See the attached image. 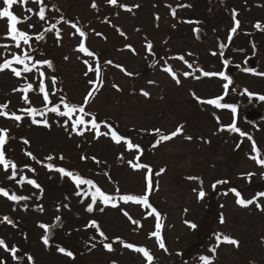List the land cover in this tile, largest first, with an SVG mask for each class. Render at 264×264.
<instances>
[{
    "label": "rangeland",
    "instance_id": "rangeland-1",
    "mask_svg": "<svg viewBox=\"0 0 264 264\" xmlns=\"http://www.w3.org/2000/svg\"><path fill=\"white\" fill-rule=\"evenodd\" d=\"M53 1L58 5V8L68 13L70 18L80 20L84 31L89 33L84 41L85 46L96 53L100 59L103 86L95 95V99L89 102L87 111H90L92 115H97L100 121H112L120 127L132 128L141 133H151L160 129L162 133L170 134L178 126H184L182 134L158 148L153 157L158 171L165 169L158 176L156 198L162 205L163 211L169 215V224L165 235L169 251L173 253L184 251L187 246L189 247L195 242L197 239L196 229H191L186 221L195 224L199 222L200 217L207 214V206H211L212 199H215L220 216L222 215L225 219L223 225H215L214 230L217 231L215 233H224L237 239L239 247L221 243L217 249L214 264H264V211L259 210L255 203L248 209L238 205L235 194L226 188L230 182H235L238 188L244 189L248 173H254L253 178L260 181L263 173L262 167L255 160L249 158L255 153H253L252 144L246 136L242 140V137L237 138L234 134L220 131V128H226L229 125L232 114L219 113L209 106L205 107L197 99L198 97L200 100H207L220 96L225 87L224 85L220 86L219 76H215L212 80L210 76L204 77L200 71L194 73L200 77L197 81L192 76L185 78L183 73H192L191 69L184 62L178 59L168 60L164 55L165 52H169L170 57L184 56V61H187L188 64L194 63V57L197 56V68L193 65L194 69H202L209 73H221L224 66L217 57L213 58L212 53L217 51L219 42L227 43L230 29L233 27L226 10L221 9L222 5L213 0H118L119 5L131 8L132 12L119 11L118 16L108 21L109 24L113 23L111 24L113 28H110L95 20L98 18L96 11L110 6L107 0H95L98 10L91 7L93 0ZM43 4L46 9L45 21H40L38 16L33 14L43 6L36 0H29L27 5L33 12L24 11V7L21 6L19 12H15L16 5L13 6L12 11L18 17L26 20L25 23L19 25V28L33 37L31 46L35 44L38 49L35 60H51L53 62V69L47 68L46 65L41 69L51 79L54 77L56 84L61 79L63 94L60 95L54 89L56 84L53 85L49 81L50 100L57 104L60 102L57 96L66 97L67 94L70 103L81 105L89 90L95 87L89 83V81L95 80V73L89 72L85 75L87 65L84 61L87 60L95 66L96 59L76 50L82 38L69 22L62 20L64 16L53 11L51 8V6L54 7L53 2L43 0ZM183 4L191 5V7H187L192 10L190 16L183 9L178 10ZM137 5L139 7H136ZM4 6L3 0H0V9ZM172 9L178 11L175 17L171 15ZM157 16H161V20L158 21ZM106 18L107 15L104 14L105 21ZM184 18L200 21L203 26L200 28L207 32L206 42L197 43V48L193 32L183 26L178 27L177 20ZM243 20L249 23L250 27L244 26L240 29L241 36H237L231 43L232 53L224 56L225 61L233 65L244 66V61L253 57L257 51L258 62L254 72L258 74L250 76L241 72L237 75L238 89L225 90L227 102L236 104V106L237 103H245L247 93L254 94L252 96L256 99H259V96H264V75H259V73H264V31L258 32L254 27L255 22L259 21L261 27L264 28V18L243 15ZM76 25L79 27L78 24ZM171 26H176L178 29H170ZM216 27L218 28L215 29ZM45 29L51 30L45 32ZM117 29H121L125 35H120ZM57 30L60 32V39H57ZM6 32L7 21L3 20L0 22V44L13 46L8 49L0 48V63H3L5 59H11L13 53L22 54L24 47L26 48L23 50H28V46L25 45L21 49L15 48L14 42L3 38ZM41 33H44L45 36V39L42 40L44 45L38 47L40 43L35 37ZM148 42L153 44L155 55H147L146 44ZM253 43L255 51L252 47ZM128 45H131L135 51L130 50ZM168 48L173 52L167 51ZM222 53L223 51L220 50L219 55ZM109 60L112 63L106 64L105 62ZM116 65H120L132 75L125 74V71H121L120 67H116ZM165 66L172 67L181 80L179 85L169 73L162 70ZM140 71L142 75L137 76L136 74ZM8 74L7 71L0 73V103L9 102V109H12L17 115H22L19 110L27 108L29 105L23 102L21 98L23 93L14 91V89L23 87V83L17 77ZM145 75H147L146 78L143 77ZM150 81L155 83H149ZM114 84L118 86L119 91L113 87ZM245 90L247 92L242 96L241 92ZM141 91L149 92L150 96H143ZM28 95L32 102L31 106L37 108L44 106L41 96L30 94V92ZM262 102L264 109V101ZM4 119L0 117V128L9 129L10 137L5 145V153H18L17 162L19 165L33 164L27 161L29 157L24 152L23 143L11 142L12 136L19 131L17 122H7ZM238 122L240 126H244L242 115H239ZM101 130L100 132L103 133L104 129ZM22 133L25 134L26 139H30L36 148L44 146L43 153L55 150L54 158L59 160L62 156L67 167L71 168V163L74 161L79 163L77 173L84 178H92L97 181L100 187L108 193H116L117 189L121 194L143 195L146 192L147 171L134 170L129 163L121 164L117 149L112 148L103 139V135L97 139L94 131H88L82 138L74 136V139L68 140L65 138V133L55 129L52 137L45 140L47 144H44L38 136L33 137L25 130H22ZM187 136H190L191 140L186 139ZM253 136L264 149V123L253 129ZM49 142L54 146L53 148L50 147ZM124 153L126 155L123 157L127 161H134L137 156L135 152ZM82 157H87V159L82 162ZM93 157L95 160L92 159ZM96 160L100 163H96ZM2 171L0 166V176L2 175L0 182L4 181L0 187L6 188L10 194L23 195L24 190L28 186L31 187L18 184L16 181L20 179V176H16L15 180L9 179L11 173L2 174ZM40 177L34 175L32 179H35L40 185L38 182ZM189 177L200 179H189ZM56 179H60L59 174ZM201 180L206 196L203 200H198L197 192L201 188ZM218 180H227L228 183L217 184L216 198L211 199L210 196L214 193L212 191L213 184ZM42 181L46 182L45 179ZM67 183L70 188L74 189L70 181ZM33 191L35 192V190ZM38 192L41 190L39 189ZM61 192L57 189L49 192L50 195L43 201L44 204H47L46 213L38 214L34 219L30 217L27 221L23 220L24 214H21L22 218L14 214L7 199L0 196V218L8 216L15 221V225L12 227L0 220V238L6 242L9 249L19 250L24 258L23 261L17 263L10 251L0 248V261L5 264H29L24 253L26 249L24 234L26 231L24 230L27 229L30 234L28 246L37 258L38 264H147L141 253L126 249L121 244L114 251L108 252L103 248L102 238L96 234V230L93 228L85 229L87 233L83 237L82 241L84 242L80 245L77 241H70L72 232L77 230L75 228L77 223L80 224L78 227H82L87 226L91 220H96L99 222L100 230L109 239L116 241L117 238H120L125 243L145 247L162 264L173 263L174 258L161 249L156 238L150 235L155 231V224L153 225L155 217L144 220L139 205L125 204L121 206V209H109L105 213L97 211L101 207L98 205L96 212L87 214L84 207H76L72 211L60 208L58 205L63 199ZM244 194L246 199L254 197V194L247 189L244 190ZM257 203L264 205V199L260 197ZM125 211L128 212V216L123 214ZM20 213L22 212L20 211ZM58 218L64 219L66 225L56 232L54 241L59 246L48 248L42 242V236L45 233L39 225L42 223L53 225ZM132 220L138 221L142 227L133 224ZM215 243L216 240L212 239L206 245L212 247ZM93 244L96 245L95 248L91 247ZM58 247L72 251L75 259L60 253L57 250ZM209 254L211 256V253ZM156 263L154 260V264Z\"/></svg>",
    "mask_w": 264,
    "mask_h": 264
},
{
    "label": "snow or ice",
    "instance_id": "snow-or-ice-1",
    "mask_svg": "<svg viewBox=\"0 0 264 264\" xmlns=\"http://www.w3.org/2000/svg\"><path fill=\"white\" fill-rule=\"evenodd\" d=\"M36 2L43 4V0H36ZM107 2L112 6H119V7H123L124 10H126V11H132V9L127 7V6L118 5V0H107ZM3 3L5 6L2 9H0V20H6L7 21V32H6L4 39L11 40L12 42H14V46L17 49H21V46L23 44L25 46H28V50L22 49V54L13 53L11 59H5L3 63H0V72H3L5 70H10L15 77L20 78V77H22V73H31V72H33L34 69H36L38 71V75L40 78L39 91L41 93H43L44 107L43 108H37V107L31 106L32 102H31L29 95H28L29 92L34 90L32 83H25L23 85V87H19V88L14 89V91H18V92L23 93L21 98L26 105H29V107L24 108V109H20L19 111L26 113L31 118V123L37 124V125L42 124L46 128H51V124L46 119L47 114L48 113H54L56 116L67 118L63 123H61L60 126L64 127L69 132H75L77 135L82 136V135H84V133L86 131H94L95 132V138H97V139H99V137L101 135H104V136L110 135V138L116 144H120L121 142L125 143L128 150L134 149L138 153V155L135 158V162L131 161V160L128 161L130 167H132L134 170L147 169L148 174L146 175V192L143 195H115L114 196V195H110V194H107L106 192L102 191L101 188L99 186H97V184L92 179L84 178L83 176H81L77 172H74L71 170H66L63 167L54 168L53 165H51V164L47 165V168L50 171H56V172L60 173L62 177H68L75 184V186L78 190L76 192V195H79L85 199L89 196L91 197L90 203L86 206V211L89 213H92L94 211L97 200H99L105 207L111 206L114 208L118 207V203H117L118 201H122L125 204L131 202L134 204L143 205L145 208L151 210L150 214H154L156 217H159V212L157 211V209L155 207H153V205L149 201V195L153 191V181L151 178L152 169L148 165L139 162L140 161V154H142V149L140 148V146L133 144L130 139H127V138L123 137L121 134H119L118 131L110 123L105 122L104 126L107 128V131L101 133L100 132L101 124L97 122L96 116L92 115V113L90 111L85 110L86 107L88 106L89 102L95 99V95L100 91V89L103 86V78L101 75L102 68H101V64H100V59L97 56V54L94 53L93 51H90L89 48L86 47L85 43H84V41L87 39V33L84 30H82L80 27H78L75 23L71 24V26L75 29V32L78 33L79 36L82 38L81 42L79 44V47L76 50L78 52L85 54L88 57H93L96 59L95 66H93L91 63H89L87 60L84 61V63L87 65L85 75H87L89 72L95 73V80L89 81V83L95 85V87H93L92 89L89 90V92L85 96L83 104H81V105H76V104L70 103L67 100V98L64 96H61L59 98V100H60L59 103L53 104V102L49 99V93L46 90L45 85L43 83L44 72L39 71V69L45 65L47 66V68H50V69L53 68V62L51 60L38 61V60L34 59V57L31 55V51H34V49H32V46L30 43L33 40V37L31 35H29L28 32L23 31L18 27V25L26 22V20L18 17L12 11L13 6L19 3L23 7H25V10L27 12H33V10L30 7H27L29 0H3ZM91 7L93 9L98 10V5L95 3V0H93ZM136 7H139V6L137 5ZM169 7L171 8L170 5H169ZM180 7H191V5L183 4V5H180ZM33 14L37 15L40 21H44L46 19L45 7H43V6L39 8L38 12L33 13ZM171 15L173 17L176 16V10L175 9L171 10ZM238 15H239V13L236 12L235 10H233V12H232L233 27L230 29V35L228 37L229 42L231 41L232 37L237 33V30L241 26V21L239 19H236V17ZM156 19L159 20V16H157ZM185 22L186 23H192V21H185ZM30 27H32V26L30 25ZM53 27H55V26H53ZM254 27L257 30L264 31V28L261 27V24L259 22H257L254 25ZM50 30L51 29H45V32L50 31ZM117 31L120 32V35H122V36L125 35V33L123 31H121L119 29H117ZM196 31H199V29H197ZM97 35H100V34L97 33ZM56 36H57V39H60L59 30L56 31ZM35 39L37 41L44 40L45 39L44 33L37 35L35 37ZM11 46H13V45L0 44V48H4V49H8ZM127 47L130 50H132L133 52L135 51L134 49H132L131 45H128ZM153 47L154 46L151 42H148L146 44V49H147L148 53L155 55V53L153 52ZM220 47H221V49H223L225 47V45L221 44ZM252 47H253V50L255 51V44L254 43H253ZM215 54L216 53H213V55H215ZM189 55H191V54H189ZM65 59H67V57H65ZM170 59H178V60L183 61L184 56L170 57ZM105 63L111 64L112 61L109 60V61H106ZM185 63H187V61H185ZM225 64L227 65V62H225ZM14 65H20V66H22V68L15 67ZM116 67H120L121 71H125V69L123 67H121L120 65H116ZM188 67L192 68L193 65L188 64ZM162 70L169 73L172 76V79L175 80V82L178 85L181 83L180 78L173 71L171 66H165ZM245 70L250 71V72L253 71L252 69H245ZM195 71H200L204 77L219 76L222 79L228 80L227 75L223 71L221 73H209V72H204L202 69H194L193 73L184 72L183 76L186 78L189 75H193L194 78L199 79L200 78L199 76L194 75ZM125 74L132 75L131 73H127L126 71H125ZM253 74H258V73L253 72ZM259 75H264V73H259ZM51 82L53 85H55L56 79L53 77L51 79ZM149 83H155V82L150 81ZM229 83H230V81H229ZM113 87L117 88L118 91L120 90L118 88V86L115 84L113 85ZM224 87L227 89L228 85L225 84ZM245 92H247V90H245ZM54 94L55 93H53V95ZM141 94L145 97L150 96V93L147 91H141ZM247 94L250 97L252 95H254L252 93H247ZM258 98L261 101H264V96H259ZM197 99L199 100L200 103H206L208 105L215 106L216 108H230L234 114L237 112V108L235 106L220 103V100L223 99V97L211 98V99H207V100H200L197 97ZM49 105H51V106H49ZM61 106H62L63 110H61ZM6 109H8L7 103L0 104V116H3L7 119H12V120L16 121L17 123L21 122L24 119V116L17 115L15 112H9ZM76 114H78V115H76ZM74 115L76 116L75 119H73ZM37 116H40L42 119L38 120ZM86 117H90V119H86ZM69 122L71 124L70 128H69ZM183 127H184L183 125L178 126L177 129L170 134H163L160 129H156L155 134H157L159 136V139L157 141V146L160 142L171 141L177 135L182 134ZM225 130L239 133V135L241 137L247 136V134L245 132H243L241 129H239L236 126L235 122L232 125L226 126V128H224V127L220 128V131H225ZM185 138L188 140H191L190 136H187ZM247 138L252 142V151H253V153H255L254 155H250L249 158L255 160L256 163L258 165H260L261 167H264V159L259 158L261 156V150L257 147L255 140L251 136H247ZM9 139H10L9 129L0 128V166H2V168L5 172H8L9 169H11V175L8 178L15 180L16 176H17V164L13 160H11L10 158H7L6 153H5V145L8 143ZM24 143L28 144L29 141L24 140ZM26 155H28L32 159H36L32 155L31 152H27ZM46 159L51 160V159H53V157L49 156ZM60 159H63V157L61 156ZM82 159H87V157H82ZM92 159L95 160V157H93ZM96 163H100V161L96 160ZM22 171H23V169H21V172ZM29 171L34 172L35 170L29 169ZM164 171H165V169H160L159 172H157V175L162 174ZM247 175H248V178L250 181L251 176L254 175V173H248ZM189 179H200V178L189 177ZM16 182L20 185L27 183L29 185H32L35 188L40 189L41 192L43 191V189L41 188V186L37 183V181L35 179H29L26 176H21L20 179L17 180ZM227 183H228L227 180H218L213 184V188L215 189L217 184H227ZM200 184H201V188L197 192V199L203 200L206 196V192L203 190V181L202 180L200 181ZM82 185H86L88 190L87 191H81L80 189H81ZM231 191L237 197L236 203L238 205H240L242 207H248V206L255 203L256 207L259 210L264 211V205L257 203V200L260 197H264V192L258 193L256 198H254V199H247L246 200V199L242 198L241 193L239 191H237L236 189L233 188V189H231ZM117 193H119V189H117ZM224 194L227 195V193H224ZM0 196L6 197L8 200L16 202V203H19L21 201H27L30 199V197L25 196V195H17L15 193L10 194L9 191L4 187H0ZM222 207H223V205H222ZM25 210H27V207H25ZM38 210L43 212L44 211L43 206H39ZM99 211L103 212L104 208L103 207L100 208ZM123 214L125 216L129 215L127 211H125ZM129 219H131V217H129ZM0 220H2V222L12 224L14 226L13 221L8 216H4V217L0 218ZM219 222L221 224L225 223V219L222 215L219 217ZM132 223L136 224L139 227H142V225H140L139 222L136 220H132ZM186 223H188L189 227L193 230H195L198 227L197 224H195V223H191L188 221H186ZM39 227L41 229H43L44 233H45L42 236L43 244L47 247H51L48 233H49L50 228L55 227V225H47V224L42 223L39 225ZM87 227L95 229L96 232L99 234V236L103 240H108V237L105 235V233L100 230V225L97 223L96 220H91L88 223ZM150 235L154 236L156 238L158 245L161 249H163L165 252L168 251L167 247L165 246L164 239L161 235V224L159 223V221H157V223L155 225V231L152 232ZM93 239H94V237H93ZM215 240H216V243L212 247L209 248V252L211 253V256H209V255H200L199 256V261H201L202 264H214V259H215L216 253H217V249L220 247L221 243H227L230 245H234L237 248L239 247V241L237 239L232 238V237H230L224 233L215 234ZM115 242L120 243L124 248L130 249L133 252L141 253L143 255V257L146 259L147 264H154L155 258L147 248L141 247V246H136L132 243H125L124 241L120 240V238H117ZM95 246H96L95 244L91 245L92 248H95ZM0 247L4 248L5 251H10L12 257L16 258L17 250L16 249H9L6 242L2 238H0ZM103 248L105 250H107L108 252L114 251L112 243H103ZM57 250L60 253L66 255L72 259H75L74 253L70 250H66L64 247H58ZM28 259L31 261L32 257L29 256ZM0 264H5V262L0 261Z\"/></svg>",
    "mask_w": 264,
    "mask_h": 264
},
{
    "label": "trees",
    "instance_id": "trees-1",
    "mask_svg": "<svg viewBox=\"0 0 264 264\" xmlns=\"http://www.w3.org/2000/svg\"><path fill=\"white\" fill-rule=\"evenodd\" d=\"M51 2H53V5H54V7L51 6V8H53V11L58 12L62 16H64L62 20L69 22V24H72V23L78 24L79 27L81 29H83L82 28L83 25L81 24L80 20L70 18L69 14L65 13L63 10L58 8V5H56L53 0H51ZM40 5H43V7H45L44 6L45 4H40ZM20 6L23 7L19 3L16 4L15 12L16 11L19 12V7ZM121 10L125 11L127 13L132 12V11L124 10L123 7L110 5L109 7L105 8V9H100V10L96 11V16H98V18L95 19V20L96 21L98 20V21L102 22L103 24L109 26L110 28L111 27L113 28V26H111V24H113V23L109 24L108 21L110 19L118 16L119 11H121ZM24 11H26L25 7H24ZM45 11H46V9H45ZM190 11H192V10H188L186 12L191 13ZM176 12H178V11L176 10ZM14 14H16V13H14ZM104 14L107 15L106 21L103 19V15ZM99 15H100V18H99ZM159 20H161V16H159ZM1 21H3V20H0V22ZM18 27H19V25H18ZM87 34L89 36V33H87ZM235 36H241V35L240 34H235L234 37ZM42 42H43L42 40L39 41L40 44H38V47H43L44 43H42ZM219 43H221V42H219ZM23 46L24 45L22 44L21 48ZM33 46H35V44H33ZM33 46H32V49H34V51H31V55L34 57V59H36L35 56L37 54L36 52L38 51V49H37L36 46L33 48ZM25 48L26 47H24L23 49H25ZM14 66H17L18 68H22V66H20V65H14ZM6 71L9 72L8 75L14 76L10 70H5V71L0 72V73H5ZM39 71H43V70L40 68ZM136 75L140 76V75H142V72L140 71ZM146 76L147 75H145L143 77L146 78ZM18 79H20V81H22L23 85L25 83H32L34 90L31 91L30 94L33 93V94L39 95V96L42 97V100H43V93H41L39 91L40 78H39V75H38V71L36 69H34L33 72H31V73H22V77H20ZM49 81H51V77L48 76V74L46 75V72H44L43 83L45 85L46 90L49 93V99H50V91H49V89L51 87H49V85H48ZM61 86H62V82H61V79H59L58 80V84H56V86L54 88L55 91L59 95L63 94ZM55 96H57V95L55 94ZM219 97H223V99L220 100V103L231 105V104H229L227 102L228 99L225 96V94H223V95H221ZM59 98L60 97L57 96V99H59ZM66 98L69 101V98L67 97V94H66ZM216 98H218V97H216ZM8 103L9 102H7V104ZM53 104H55V103H53ZM49 106H51V105H49ZM210 106L213 109H215L216 111H218L219 113H227L229 111V109H230V108H216L215 106H212V105H210ZM43 107H41V108H43ZM61 108H62V106H61ZM8 109H9V107H8ZM8 109H6V110L8 111ZM85 110L87 111V107H86ZM10 111L13 112L12 109H9V112ZM237 112L240 113L239 108H237ZM21 113H22V116H24V119L21 122L16 124V125H18L17 128H18L19 131H17L16 134H14L12 136V139H11L12 141L11 142L15 143V144H18V143L22 142L23 146H24V152H26V153L27 152H31L32 155L36 159H32L31 157H29L27 155L29 157L27 161L29 163H33V164H31V165L27 164V165L22 166V165H19L18 162H17V159L19 157L18 153H16V152L7 153L6 157L10 158L11 160H13L17 164V176H20V177L21 176H26L29 179H32V176H34V175H37L38 177L41 176L40 179L38 180V182L40 183V186L43 189V191L42 192H38L39 191L38 188H35L32 185H30L31 187H29L28 186L29 184L25 183V185L28 186V188H26L24 190L23 195L30 197V199L27 200V201H21L19 203H16V202L10 201L7 198H5V199H7L8 203H9V207L12 209L13 213L18 215V217H20V218H22L21 214H24L25 215L24 219H23L24 221H27L28 218H30V217L32 219H34L36 215L43 214L44 212L46 213L47 204H44L43 201H44V199L47 196L50 195L49 192H53V191H55L57 189V190H61L62 191L61 193L63 194V199H62L61 202H59V205H58L60 208H66V209H69V210L72 211L76 207H84L85 212L88 214L89 212L86 211V206L90 203L91 197L89 196V197H87L85 199V198H83V197H81L79 195H76V192L78 190H77L75 184L68 177H62L60 173H58L56 171H50L47 168V165L51 164V165H53L54 168L63 167L66 170H71V171L77 172V168H78L77 166H78L79 163L74 161V162L71 163L72 164L71 168L67 167L66 164H65V161L63 159L56 160L54 158L56 156L54 154L55 150L54 151H49L48 153H43L44 146L41 145L40 147L36 148L32 144V142L30 141L29 138L26 139L25 134L22 133V130L28 131L31 135H33V137L38 136V138L40 140H42L41 142H43L44 144H47V142H45V140H48V139H50L52 137V133H54L55 129H59V130H61L62 133H65L66 134L65 138L68 139V140L69 139H74V136H76L77 138H79V137L82 138L84 135H82V136L81 135H77L75 132H69L64 127L60 126L61 123H63L67 118L56 116L54 113H48L47 116H46V119L51 124V128H46L42 124L41 125L33 124V123H31V118L26 113H23V112H21ZM76 115H78V114H76ZM93 115L96 116L97 122L101 124V128L100 129L103 128L104 132L107 131V128L104 126L105 122L110 123L118 131L119 134H121L123 137H125L127 139H130L133 144L139 145L140 148L142 149V154H140V161L139 162L148 165L152 169L151 178H152V181H153V191L149 195V201L153 205V207H155L157 209V211L159 212V217H156L154 214H150L151 210L150 209L147 210V208H145L143 205H139V206H138V204H135V205H137L139 207V210L143 213V219L144 220L150 219L151 217H155V220L153 221V225L154 224L156 225L157 221H159V223L161 224V235H162V237L164 239L165 246L168 249L167 252H168V254L170 256H172L174 258L172 264H188V263H200V264H202V262L199 261V256L200 255H209L210 256V254H209L210 253L209 252L210 245H206V244L209 242V240L215 239V234H217V233H215L217 231L214 230L215 225L216 224H218L219 226L223 225V224H221L219 222L220 210H219L218 207H216L215 199H212L213 197L216 198L215 195H216V193L218 191H215L216 189L213 188L212 191H214V193L210 196V198L212 199V202L211 201L210 202L212 204H211V206L210 205L207 206V214L205 216H203V217L201 216L200 217L201 220H199V222L196 223L198 227L196 228L197 239L195 240V242L191 246H189V247L187 246L184 251L180 252V254H179V252L178 253H173L172 251H169L170 249H169L168 240H167V238L165 236L166 235V230H167V227H168V224H169V215H168V213L163 211L162 205L158 202V200L156 198L157 192H158V181L157 180H158V176H159V175H157V172H159V171H158V167L153 162V157H154V155L156 153V150L158 148H160L161 146H163L166 142H160L158 144V146H157V141L159 139V136L157 134H155V132L141 133V132H137L136 130H134L132 128L125 129L122 126L120 127L117 123L112 122V121H100L99 117L97 115H95V114H93ZM0 117L1 118H5L3 116H0ZM75 118H76V116L74 115L73 119H75ZM88 118H90V117H86V119H88ZM37 119L40 120L42 118L40 116H37ZM4 121L11 122V121H14V120L5 118ZM236 121L237 120H234L236 126L239 129H241L243 132H245L247 134V136H251L255 140L257 147L261 150V156L259 158L264 159V149H263L262 146L259 145L260 144L259 141L254 138L252 129L247 127V126L244 127V128H241L240 125L236 123ZM70 127H71V124L69 122V128ZM87 132L88 131H86L84 134H86ZM101 132H102V130H101ZM228 132L230 134H232V135L234 134V136H236L237 138L241 137L239 135V133L231 132V131H228ZM61 135H63V134H61ZM103 139L108 144H110V146L112 148H114V149L116 148L117 149V154H118L119 158L121 159V164H124V165L128 164L127 159H125L123 157V155H126L124 152H127V153L135 152L138 155V153L134 149L133 150H128L126 145H125V143L121 142L120 144H116L110 138V135L109 136H104L103 135ZM243 139H244V137H242V140ZM24 140H28L29 143L25 144ZM48 144L50 145L51 143L49 142ZM251 144H252V142H251ZM50 147L53 148L54 146L50 145ZM32 151H35V152H32ZM49 156H52L53 159H51V160L46 159ZM81 161L84 162L85 160L82 159ZM134 162H135V159H134ZM21 169H23L22 172H21ZM29 169H34L35 171L34 172L33 171H29ZM140 170H146L147 171V169H140ZM262 170H263V173L261 175L260 181H256L253 178V176H251L250 181H249V178L247 177L246 186H245L244 189L238 188L236 186L235 182H230L227 185L226 188L230 189L231 193H233L231 191V189H233V188L236 189L237 191H239L241 193V196L244 199H246L245 198V194H244V190L247 189V190H249L250 193L254 194V197L252 198V199H254V198H256L258 193L264 192V167H262ZM4 173H5V171L3 170L2 174H4ZM6 173L10 174L11 173V169H9V171L6 172ZM58 174L60 175V179L59 180L56 179V176ZM0 177H2V175ZM42 179H45L46 182L43 183ZM90 179H92V178H90ZM67 181L71 182V184L73 185L74 189L69 187ZM93 181L97 184V186L100 187V185L98 184L97 181H95V180H93ZM3 184H4V181H1L0 182V186H2ZM24 188H25V186H24ZM33 190H35V192ZM80 190L81 191H87L88 189H87L86 185H82ZM101 190L106 192L102 188H101ZM106 193L110 194V195H114V196L115 195H139V194H121L120 192L119 193H117V192L116 193H108V192H106ZM1 197H3V196H1ZM262 198L264 199V197H262ZM88 200H90V201L88 202ZM117 203H118V207H115V208L111 207V206L105 207L99 200H97L93 212H96V207L98 205H101L100 208H102V207L104 208L103 212L100 211L101 213H105L109 209L118 210V209H121L122 205H125V203L122 202V201H118ZM127 204H131V202H129ZM39 206H43V209H44L43 212L38 210ZM51 206H53V205L51 204ZM251 206L252 205H250V206H248L246 208L247 209L251 208ZM25 207H27V210H25ZM20 211L22 213H20ZM97 211H99V209H97ZM201 221H202V223H201ZM97 223H99V222L97 221ZM78 225H80V224L77 223L75 225V226H77V227H75V228H77V230L72 232V234L70 236V241H77V242H79V245H80L81 243L84 242L82 240H83L84 235L87 233V231L85 230L87 228V226L84 225L82 227H78ZM24 231H26V233H24L25 236H26V240H25L26 249L24 251L26 260H28L29 264H38L37 263V258L35 257V255L32 253V251L30 250V248L28 246V244H29L28 237H30L29 231L27 229L24 230ZM96 234H98V233L96 232ZM103 243H112L114 249L117 248L119 246V244H120V243H116L114 240L109 239V238H108V240H103L102 244ZM50 245H51V248L54 247L56 245V241L51 242ZM56 246H59V245H56ZM48 248H50V247H48ZM29 256L32 257L31 261L28 259ZM154 260L157 262L156 264H162L160 261H158V259L155 258Z\"/></svg>",
    "mask_w": 264,
    "mask_h": 264
},
{
    "label": "flooded vegetation",
    "instance_id": "flooded-vegetation-1",
    "mask_svg": "<svg viewBox=\"0 0 264 264\" xmlns=\"http://www.w3.org/2000/svg\"><path fill=\"white\" fill-rule=\"evenodd\" d=\"M226 1V12L228 15L229 21L232 23V12L235 10L236 12L239 13L240 16L243 17L245 15L246 17H257V18H264V0H224ZM241 8V9H240ZM185 21H192V23H186ZM259 22V21H257ZM255 22V24L257 23ZM249 25V23H247ZM254 24V25H255ZM180 25V26H179ZM183 26L185 29L191 30L193 33L196 28L203 27L200 21L189 19V18H184V19H178V27L180 28ZM176 26H171L170 29L176 30L178 29ZM257 30V29H256ZM258 32H261V30H257ZM195 47L197 48V43L195 44ZM170 51L173 52L172 49L168 48ZM232 53V47L231 44L229 43L227 47L225 48L224 51V56L229 55ZM220 54V56H223ZM179 57V56H176ZM167 58L170 59L169 54H167ZM219 61L221 62L223 59L219 56H217ZM181 61V60H179ZM182 62L185 63L183 60ZM188 65V63H185ZM195 67H197V56L194 57V63H191ZM196 76V74H194ZM196 79V78H195ZM197 81V79H196Z\"/></svg>",
    "mask_w": 264,
    "mask_h": 264
},
{
    "label": "water",
    "instance_id": "water-1",
    "mask_svg": "<svg viewBox=\"0 0 264 264\" xmlns=\"http://www.w3.org/2000/svg\"><path fill=\"white\" fill-rule=\"evenodd\" d=\"M196 30H195L196 40L199 43L205 42L207 38L205 32H203L202 30H199V31H196ZM245 65L247 69L254 70L255 65H256L255 58H249L248 60H246ZM53 68H54V65H53ZM225 74L229 78L230 83L234 85L236 83V76H237L236 68H233L230 71H225ZM242 112H243L244 123H246L247 125L253 128L257 127L258 124L264 122V111L260 107H258L253 101H250L246 105H243ZM13 224H15L14 221H13ZM9 225L13 226L12 224H9ZM54 225L55 227L50 228L49 233H48L50 242L55 238V232L64 227L65 221L63 219H58ZM14 259L19 262L23 260V256L20 251L17 250V256Z\"/></svg>",
    "mask_w": 264,
    "mask_h": 264
}]
</instances>
